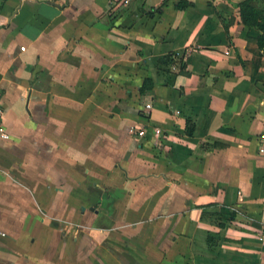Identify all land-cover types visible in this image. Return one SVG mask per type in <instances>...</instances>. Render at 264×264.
<instances>
[{
    "label": "crops",
    "instance_id": "crops-1",
    "mask_svg": "<svg viewBox=\"0 0 264 264\" xmlns=\"http://www.w3.org/2000/svg\"><path fill=\"white\" fill-rule=\"evenodd\" d=\"M179 1L0 0V264H264L259 32Z\"/></svg>",
    "mask_w": 264,
    "mask_h": 264
},
{
    "label": "trees",
    "instance_id": "trees-1",
    "mask_svg": "<svg viewBox=\"0 0 264 264\" xmlns=\"http://www.w3.org/2000/svg\"><path fill=\"white\" fill-rule=\"evenodd\" d=\"M260 1L262 3V6H263L262 8L254 7L251 4L252 0L242 1L241 3H239L238 8H239L240 22L244 26L254 28L259 32V36L257 39L258 48L260 50H264V0H260ZM192 5L193 4L188 2V1L181 0L175 4V9L176 10H183V9L188 8V7H191ZM160 11H161V8L154 10V12H156V13H158ZM175 61H176V63L179 62L178 58H171V57L168 58V64L175 63ZM180 69H181L182 73H185V72H183L184 66L182 64H180ZM146 83H147V81L143 82V86L140 90L141 93L144 92V87H145Z\"/></svg>",
    "mask_w": 264,
    "mask_h": 264
},
{
    "label": "built area",
    "instance_id": "built-area-1",
    "mask_svg": "<svg viewBox=\"0 0 264 264\" xmlns=\"http://www.w3.org/2000/svg\"><path fill=\"white\" fill-rule=\"evenodd\" d=\"M150 106L147 105L146 109H149ZM2 116H3V105H2V98L0 95V142H7L10 139V135L9 133L6 131V129L3 126L2 123ZM129 133L130 135H134V136H138V137H142L145 136L146 134V129H137V128H130L129 129ZM152 135L158 137L159 135H161V131L158 128H152ZM5 233L0 231V237H5Z\"/></svg>",
    "mask_w": 264,
    "mask_h": 264
},
{
    "label": "rangeland",
    "instance_id": "rangeland-1",
    "mask_svg": "<svg viewBox=\"0 0 264 264\" xmlns=\"http://www.w3.org/2000/svg\"><path fill=\"white\" fill-rule=\"evenodd\" d=\"M254 7H259V8H262V3L260 0H252V3H251Z\"/></svg>",
    "mask_w": 264,
    "mask_h": 264
}]
</instances>
